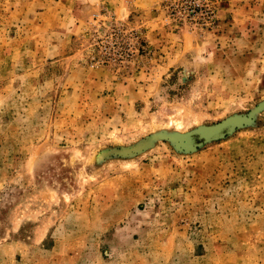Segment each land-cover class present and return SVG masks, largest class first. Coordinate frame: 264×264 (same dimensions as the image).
Instances as JSON below:
<instances>
[{"label": "rangeland", "instance_id": "rangeland-1", "mask_svg": "<svg viewBox=\"0 0 264 264\" xmlns=\"http://www.w3.org/2000/svg\"><path fill=\"white\" fill-rule=\"evenodd\" d=\"M207 2L0 0V264H264V0Z\"/></svg>", "mask_w": 264, "mask_h": 264}, {"label": "built area", "instance_id": "built-area-1", "mask_svg": "<svg viewBox=\"0 0 264 264\" xmlns=\"http://www.w3.org/2000/svg\"><path fill=\"white\" fill-rule=\"evenodd\" d=\"M176 8L178 13H183L181 17L185 20H191L194 15L201 16V18L205 20L211 12L207 0H178ZM176 8L172 7L171 12L173 13ZM114 29L117 30L118 28L114 27ZM120 39H122V35Z\"/></svg>", "mask_w": 264, "mask_h": 264}, {"label": "water", "instance_id": "water-1", "mask_svg": "<svg viewBox=\"0 0 264 264\" xmlns=\"http://www.w3.org/2000/svg\"><path fill=\"white\" fill-rule=\"evenodd\" d=\"M232 123L228 122L222 126H218L216 128H206V129H200L197 131H194L191 135H190V141H193L195 138L197 139H202V140H208L211 138H215L218 136L223 135L224 133H226L227 131H229V129H231L232 127Z\"/></svg>", "mask_w": 264, "mask_h": 264}, {"label": "crops", "instance_id": "crops-1", "mask_svg": "<svg viewBox=\"0 0 264 264\" xmlns=\"http://www.w3.org/2000/svg\"><path fill=\"white\" fill-rule=\"evenodd\" d=\"M40 2L43 5L46 3V0H40ZM46 13L47 12H46V10H44V8L41 11L34 13L35 14V20H34L35 25H46L43 21H41V18L44 17V14H46Z\"/></svg>", "mask_w": 264, "mask_h": 264}]
</instances>
